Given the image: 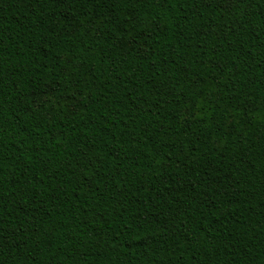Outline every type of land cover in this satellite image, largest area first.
<instances>
[{
    "label": "trees",
    "instance_id": "16d2710c",
    "mask_svg": "<svg viewBox=\"0 0 264 264\" xmlns=\"http://www.w3.org/2000/svg\"><path fill=\"white\" fill-rule=\"evenodd\" d=\"M0 264H264V0H0Z\"/></svg>",
    "mask_w": 264,
    "mask_h": 264
},
{
    "label": "snow or ice",
    "instance_id": "6c2138e0",
    "mask_svg": "<svg viewBox=\"0 0 264 264\" xmlns=\"http://www.w3.org/2000/svg\"><path fill=\"white\" fill-rule=\"evenodd\" d=\"M229 3H231V0H228Z\"/></svg>",
    "mask_w": 264,
    "mask_h": 264
}]
</instances>
